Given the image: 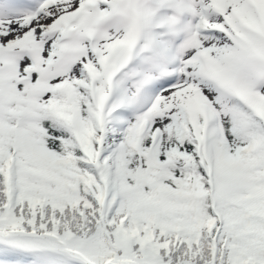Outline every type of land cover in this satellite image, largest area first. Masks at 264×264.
Segmentation results:
<instances>
[{
  "label": "snow or ice",
  "instance_id": "6c2138e0",
  "mask_svg": "<svg viewBox=\"0 0 264 264\" xmlns=\"http://www.w3.org/2000/svg\"><path fill=\"white\" fill-rule=\"evenodd\" d=\"M0 264H264V0H0Z\"/></svg>",
  "mask_w": 264,
  "mask_h": 264
}]
</instances>
